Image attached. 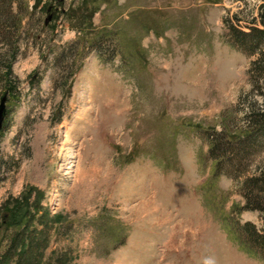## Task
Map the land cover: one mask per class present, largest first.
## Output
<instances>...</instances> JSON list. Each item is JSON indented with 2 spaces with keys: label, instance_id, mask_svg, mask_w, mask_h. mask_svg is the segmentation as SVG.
I'll list each match as a JSON object with an SVG mask.
<instances>
[{
  "label": "rangeland",
  "instance_id": "374dc122",
  "mask_svg": "<svg viewBox=\"0 0 264 264\" xmlns=\"http://www.w3.org/2000/svg\"><path fill=\"white\" fill-rule=\"evenodd\" d=\"M6 5L0 253L33 201L53 223L39 264L57 252L71 264H264L236 229L262 227L244 181L264 167V135L241 169L210 152L247 136L246 114L264 105L258 54L226 29L260 27L264 0Z\"/></svg>",
  "mask_w": 264,
  "mask_h": 264
},
{
  "label": "trees",
  "instance_id": "16d2710c",
  "mask_svg": "<svg viewBox=\"0 0 264 264\" xmlns=\"http://www.w3.org/2000/svg\"><path fill=\"white\" fill-rule=\"evenodd\" d=\"M6 1L9 0H0V17L6 15V11L9 12ZM260 25L249 26L245 31L230 23L226 25V29L231 45L249 55L258 54L251 61L252 90H261V94H264V11H261ZM246 119L251 128L247 136L232 143L226 141L232 147L211 148L210 152L219 157V168L224 165L228 169H241L244 166L243 159L253 150V136L256 133L264 135V105H252ZM244 186L247 189L246 205L262 213V227L258 229L253 223L246 221L236 229L247 248L264 258V167L257 174L248 177ZM13 215L14 219L7 229L6 247L0 253V264H39L53 229L52 218L48 216V212L38 215L33 201H25ZM68 259V253L57 252L53 257V264H71Z\"/></svg>",
  "mask_w": 264,
  "mask_h": 264
},
{
  "label": "water",
  "instance_id": "95a60500",
  "mask_svg": "<svg viewBox=\"0 0 264 264\" xmlns=\"http://www.w3.org/2000/svg\"><path fill=\"white\" fill-rule=\"evenodd\" d=\"M5 99H6V95H3L0 99V126H1L2 120H3V112H4V108H5Z\"/></svg>",
  "mask_w": 264,
  "mask_h": 264
}]
</instances>
